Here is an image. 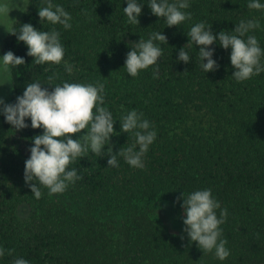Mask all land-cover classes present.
I'll return each mask as SVG.
<instances>
[{
  "label": "trees",
  "instance_id": "trees-1",
  "mask_svg": "<svg viewBox=\"0 0 264 264\" xmlns=\"http://www.w3.org/2000/svg\"><path fill=\"white\" fill-rule=\"evenodd\" d=\"M137 2L142 13L139 24H131L123 12L127 0H52L72 17V27L64 29L40 21L43 0H27L5 34L2 55L12 51L25 60L9 67V104L30 83L51 91L63 82H100L102 106L112 113L117 135L106 143L104 156L89 150L69 164L67 170L76 169L82 179L62 194L49 196V189L34 181L42 192L36 199L24 169L32 138L44 130L33 129L30 118L25 119L28 127L16 129L0 111V248L5 250L0 264H13L17 258L29 264H264V72L237 82L231 48L217 41L209 47L219 68L206 73L199 45L187 35L199 22L211 25L218 36L222 30L234 34L241 20H254L259 27L244 39L256 36L264 50V9L248 8L252 0H188L190 7L182 11L191 13V19L168 27L165 18L152 14L149 0ZM24 23L60 33L65 50L60 64L33 62L27 45L11 34H18ZM156 32L168 39V44L154 41L163 52L159 78H153L156 66L130 76L124 67L127 53ZM186 44L187 64L177 59ZM66 64L72 66L70 73ZM132 110L143 113L156 139L142 158L143 168L130 166L122 156L117 157L118 167H108V149L117 153L135 143L131 133L120 131L121 117ZM204 189H211L220 203L217 216L222 209L228 212L220 225L230 251L223 261L215 250H201L183 230H166L151 212L153 201L182 205L183 193ZM9 249L14 250L11 255Z\"/></svg>",
  "mask_w": 264,
  "mask_h": 264
},
{
  "label": "clouds",
  "instance_id": "clouds-1",
  "mask_svg": "<svg viewBox=\"0 0 264 264\" xmlns=\"http://www.w3.org/2000/svg\"><path fill=\"white\" fill-rule=\"evenodd\" d=\"M43 4L46 6L38 9L40 21L47 20L53 25L60 24L64 29L72 27L70 23L72 17L63 6L53 4L52 0H43ZM148 6L153 15L166 19L168 27L180 25L191 19V13L182 11L190 7L188 0H175L173 3H169V0H149ZM247 6L250 9H264V4L259 0H252ZM142 7L137 0H127V7L123 8V12L129 23L139 24L138 17L142 13ZM8 13L7 4L0 3V14ZM258 27V21L241 20L235 26L234 34L222 30L217 36L211 31V25L206 28L204 22H199L191 27L187 35L191 42L199 45L201 67L206 73L219 68L217 61L213 59L214 49L209 46L219 41L224 49L231 48L230 61L235 69L232 76L237 82H241L264 72V64L261 63L264 50L259 46L256 36L247 35L246 40L244 39L250 30ZM11 34L16 35L18 41L27 45V55L34 57L33 62L37 65L49 62L60 64L63 60L65 50L60 42V33L56 29L41 31L31 23H24L18 34L15 32ZM154 41L168 44L167 36L156 32L152 33L147 41L140 39L127 53L124 67L130 76L136 77L140 70L156 66L153 78H159L158 60L163 52ZM186 46L187 44L179 50L177 58L185 64L190 62L189 54L185 51ZM0 61L4 71H8L10 66L25 64L24 58L16 56L12 51L6 52L0 57ZM65 69L70 73L72 66L66 64ZM48 79L51 81L53 77L50 76ZM103 93L104 84L100 82L95 85L63 82L62 85H55L51 91L36 82L28 84L23 95L16 97L15 103L8 104L0 98L2 106L0 111L7 123L16 129H23L29 126L25 119L30 118L33 129L44 130L42 135L32 138L34 146L29 149L30 158L25 161L24 169L25 183L36 199L42 197V192L34 181L49 189V196L62 194L70 183L82 179L77 175L76 169L67 170L70 163L78 157H86L89 150L100 157L105 155L103 150L106 143H110L111 136L117 135V132L114 130L116 121L112 113L102 106ZM120 124V131L131 133L135 143L127 148H121L117 153H113L112 148L108 149L107 155L110 157L107 161L108 167H118L117 157L122 156L130 166L143 168L142 158L156 139L153 126L148 120L143 119V113L136 110L123 115ZM85 129L84 135L73 139L75 134ZM179 199L180 197L177 198L178 201ZM181 207L186 217L183 219L185 225L183 231L187 233L190 241L197 242L198 247L204 252L215 250V256L219 260H225L230 251L226 247L228 241L221 239L220 225L226 222L228 212L226 208L222 209L217 216L216 210L220 209V203L212 196L211 189L196 190L187 196L183 193ZM13 251L9 249L8 254L11 255ZM4 254L5 250L0 248V257ZM13 264L29 262L17 258Z\"/></svg>",
  "mask_w": 264,
  "mask_h": 264
},
{
  "label": "rangeland",
  "instance_id": "rangeland-1",
  "mask_svg": "<svg viewBox=\"0 0 264 264\" xmlns=\"http://www.w3.org/2000/svg\"><path fill=\"white\" fill-rule=\"evenodd\" d=\"M0 3L7 4L9 13L0 14V57L2 40L10 29V26L23 12L26 7L27 0H0ZM10 70L4 71L2 61H0V98L5 103L9 104V95L11 92ZM2 109V106H0ZM72 205V203H70ZM153 217L163 226L166 230L171 232H178L184 230L185 225L183 219L186 218L184 210L181 205L171 200H156L150 205ZM117 219L116 217H112Z\"/></svg>",
  "mask_w": 264,
  "mask_h": 264
}]
</instances>
